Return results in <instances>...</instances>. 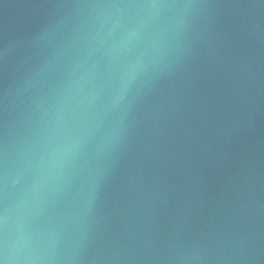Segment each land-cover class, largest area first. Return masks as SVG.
<instances>
[{"label": "water", "instance_id": "95a60500", "mask_svg": "<svg viewBox=\"0 0 264 264\" xmlns=\"http://www.w3.org/2000/svg\"><path fill=\"white\" fill-rule=\"evenodd\" d=\"M0 264H264V0H0Z\"/></svg>", "mask_w": 264, "mask_h": 264}]
</instances>
